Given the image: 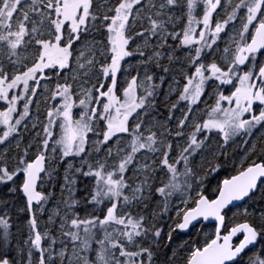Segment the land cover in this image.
Listing matches in <instances>:
<instances>
[{
    "label": "snow or ice",
    "instance_id": "snow-or-ice-1",
    "mask_svg": "<svg viewBox=\"0 0 264 264\" xmlns=\"http://www.w3.org/2000/svg\"><path fill=\"white\" fill-rule=\"evenodd\" d=\"M132 57L136 75L123 67ZM177 69L183 81L173 76L165 93L176 96L166 118L175 128L148 125L157 88ZM41 86L56 103L31 122L41 129L35 152L29 141L9 157ZM206 94L214 102L199 109ZM0 101V186L28 214L22 245L9 213L0 215V264H264V143L248 147L247 163L211 198L204 191L227 165L230 141L264 132V0H0ZM58 164L66 167L47 220L53 234L39 216ZM192 231L197 239L174 240ZM165 238L171 256L157 260Z\"/></svg>",
    "mask_w": 264,
    "mask_h": 264
},
{
    "label": "rangeland",
    "instance_id": "rangeland-1",
    "mask_svg": "<svg viewBox=\"0 0 264 264\" xmlns=\"http://www.w3.org/2000/svg\"><path fill=\"white\" fill-rule=\"evenodd\" d=\"M113 1H115V0H112V2ZM103 2H104V0H96L97 4H102ZM196 14L197 15H202V8H198L196 10ZM217 19H219V17H217ZM229 27H231V26H229ZM177 30H179V25L177 26ZM221 35L223 36V33ZM222 47H223V42H221V48ZM129 62L131 63V68L130 69L128 68V63ZM123 67L125 69H128V71L131 72V75H136L137 69L139 68L138 61H137V59L135 57L128 58L127 62H125L123 64ZM48 71H50V70H48ZM154 71L156 73H159L160 70L159 69H155ZM140 72H141V76H143V70L142 69H140ZM165 75H166L165 83L163 84L162 87L157 88V91H156L155 104H156L157 109L150 110V116L143 117V119L146 121V123L148 125H151L155 121H159L161 123H167V127L174 129L175 128V119H173V121H171V122H168L166 118H167V115H168L169 105H170L171 102L175 101L176 96H175V94L166 96L165 93L168 92L169 84H173V80H172L173 76H175V78L177 80H181V81H183V77L179 74L178 69L174 70L172 73L165 74ZM55 79L56 78L53 77L52 81H48L47 82L49 89H54V87H55V84H54ZM61 82H63V81H61ZM44 83H45V81H41V85L42 86H43ZM123 83H124V75L121 74V76H120V84H123ZM156 83L159 84V80L158 79L156 80ZM42 86H41V88L38 89L37 96L32 98L33 99V103L30 106L31 117L29 118V121H30L29 122V130L25 132L22 129V137L20 138L21 139V150H20V152L17 151V149L15 148V141H13V143L8 147V153L7 154H8L9 157H16L19 154H22L23 148L29 143V141H31L32 145H33L32 148L29 149L30 156L33 155L34 152H35L36 141L39 139L38 137L35 136V133L37 131H40L41 129L39 127V124H38V127L36 129H32L31 128V122L37 121V118H38L39 121H44L45 117H46V110L48 108H50L54 103H56L55 101H52L51 99L48 98L49 97V93L46 92ZM74 87H79V85L78 84L74 85ZM173 87L175 88V84H173ZM141 92H142V90H141ZM202 99L205 100L206 103H202V104L198 105L197 107L199 109H204L205 107H207V105H210V104H212L214 102L212 99H208L207 98V94H206L205 97H202ZM23 104H24V101L21 100L19 102V104H18V110L19 111L23 110ZM158 106H159V108L164 109L166 114L163 115L161 113V111L158 109ZM5 107H6V105H4L3 101H0V111L4 110ZM79 111H80V109L78 107L73 109L74 114H78ZM180 114L181 113H180V111L178 109L174 113V116L175 117H179ZM198 115L203 116V112L198 113ZM130 123H131V120H130ZM154 130L160 131V129L158 127L156 129H154ZM89 136L91 138L92 134L90 133ZM262 137H264V132H262L260 130H256V131H254V133H253L251 138H248V137L243 138V139H247L248 140V144H245L240 137H236L233 141L229 142V144L227 146L230 147L229 149L231 150V152L233 151L234 153H239L235 157V159H236V164L235 165L237 166V168H239L241 166V162L242 161L245 164L247 163V160L245 159V156H246V152H247L248 147L252 143L258 144ZM169 139L175 140V137L174 136L173 137H169ZM91 143H92V140L90 139L89 140V147H91ZM213 147L215 148V147H217V145L213 144ZM3 148H4V146L0 145V150H3ZM95 157H96V154L93 153L91 159H95ZM67 159L69 161L73 162L74 165H79V163H80V158L79 157H69ZM8 163H9V166L14 165L15 164V159H9ZM56 167L57 168L60 167V173H55V175H54V177H56L58 180L48 181L47 183H45V185H44V187L42 189L43 191L54 193V196L45 205L46 210H45L44 214L39 216V226H40V228L42 230L45 229V228H51L52 231H53V234H55V228H54V226L48 225L47 220H48L49 214H51L57 208L58 201H60V199H61L60 185L64 183V181L62 179H63V176H64V169L66 167V164H58V165H56ZM53 185H54V187H53ZM84 188H85V184L83 185L81 190L83 191ZM66 195H67V193H65V196ZM192 195L193 196L195 195V191H193ZM8 200H11L12 201V205H14V206L10 205L6 209L3 205H0V215H2L4 211L14 212L15 213V215H16V216H14L15 218L12 215L9 214V216L11 217L12 225H14V223L16 224V226L19 225V230H18L17 227L13 229V232H12L13 233V243L15 244L16 242H19L22 245L24 240H23V236L20 235V232L22 231V228H21V223H20L21 221L19 222L20 214L18 212H20L19 209L21 207H23V206L20 205V204L17 205L16 199L13 198L12 196L10 198H8ZM60 208L62 209L63 205H60ZM81 214H83V213H81ZM165 221H167V217H165L163 221H159L158 222L160 224V226L163 227L164 233H166L168 231V228H167V226L165 224ZM164 233H162V236L164 235ZM164 240H166V238ZM94 247H95V245H94Z\"/></svg>",
    "mask_w": 264,
    "mask_h": 264
},
{
    "label": "trees",
    "instance_id": "trees-1",
    "mask_svg": "<svg viewBox=\"0 0 264 264\" xmlns=\"http://www.w3.org/2000/svg\"><path fill=\"white\" fill-rule=\"evenodd\" d=\"M115 2V1H113ZM158 104V103H157ZM155 109H157V107H155ZM158 109L161 111V113L164 115L166 114L164 109L159 108ZM264 143V137H262L258 143L261 144ZM230 147L227 146V160L228 163L225 167H222L220 169V171L218 173H213L212 176H210L208 178V180L206 181V187L204 188L205 194L208 195L210 198L213 196L214 194V189L216 184L224 179L227 178L230 174H234V170L238 169L236 164V155H238L239 153H234L233 151L231 152V150L229 149ZM223 159V157L221 158ZM55 173H60V167L57 168V171L53 173V179L52 180H58L56 177H54ZM63 180V179H62ZM85 184V178L80 177V179L78 180L77 184L75 185V188L77 189V191L75 192V197L77 199H80V197L84 194V190L82 191L81 188L83 187V185ZM46 192V191H45ZM11 197V194H9L7 192V189L4 186H0V199H6L8 200V198ZM16 203L17 205H22L23 206V202H22V197L19 194H16ZM8 208V207H7ZM6 208V209H7ZM235 211V209L233 210ZM8 212V211H7ZM10 215H12L13 217L16 216L14 212H8ZM20 214V219L19 222L21 223V228L22 231L20 232V235L23 236V240H25L27 238V227H26V218H27V213L26 212H18ZM231 216V213L229 214ZM15 218V217H14ZM228 223H231V220L228 221ZM16 224L14 223L13 227H12V231L13 229L16 228ZM211 226H207V230H210ZM21 230V229H20ZM174 240L179 243L181 242V238L184 240H188V239H197L196 236V232L192 231L190 234H179V236H177L175 233L173 234ZM200 239L202 240V236L200 237ZM167 244L166 240H162L161 243V247L157 250L158 254L156 256L157 260H164L166 258L165 254H167V256H171V250L168 247H165V245ZM172 247H175V244L172 245Z\"/></svg>",
    "mask_w": 264,
    "mask_h": 264
},
{
    "label": "water",
    "instance_id": "water-1",
    "mask_svg": "<svg viewBox=\"0 0 264 264\" xmlns=\"http://www.w3.org/2000/svg\"><path fill=\"white\" fill-rule=\"evenodd\" d=\"M207 225H211V223H208ZM183 234H186V233H183Z\"/></svg>",
    "mask_w": 264,
    "mask_h": 264
},
{
    "label": "flooded vegetation",
    "instance_id": "flooded-vegetation-1",
    "mask_svg": "<svg viewBox=\"0 0 264 264\" xmlns=\"http://www.w3.org/2000/svg\"><path fill=\"white\" fill-rule=\"evenodd\" d=\"M128 59V58H127Z\"/></svg>",
    "mask_w": 264,
    "mask_h": 264
}]
</instances>
